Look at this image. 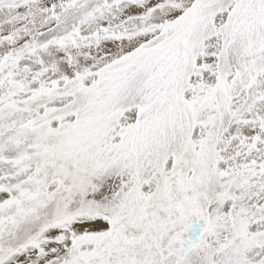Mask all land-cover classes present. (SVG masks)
<instances>
[{"label":"snow or ice","instance_id":"1","mask_svg":"<svg viewBox=\"0 0 264 264\" xmlns=\"http://www.w3.org/2000/svg\"><path fill=\"white\" fill-rule=\"evenodd\" d=\"M0 264H264V0H0Z\"/></svg>","mask_w":264,"mask_h":264}]
</instances>
